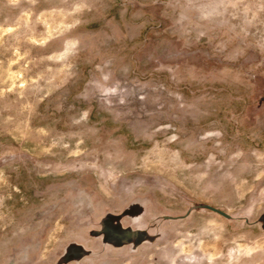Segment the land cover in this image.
<instances>
[{
    "label": "rangeland",
    "instance_id": "1",
    "mask_svg": "<svg viewBox=\"0 0 264 264\" xmlns=\"http://www.w3.org/2000/svg\"><path fill=\"white\" fill-rule=\"evenodd\" d=\"M0 264H264V0H0Z\"/></svg>",
    "mask_w": 264,
    "mask_h": 264
}]
</instances>
